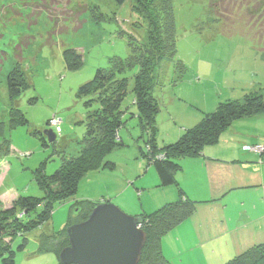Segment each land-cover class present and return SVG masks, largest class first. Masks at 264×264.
<instances>
[{
  "label": "rangeland",
  "instance_id": "obj_1",
  "mask_svg": "<svg viewBox=\"0 0 264 264\" xmlns=\"http://www.w3.org/2000/svg\"><path fill=\"white\" fill-rule=\"evenodd\" d=\"M256 1L222 0L221 8L230 13L218 14L209 8L211 0H173L176 58L182 60L185 71L179 79L175 61L161 64L154 90L160 101L158 147L176 141L184 128L195 127L205 114L215 112L220 102L243 101L255 90L264 93V0ZM135 2L0 0V123L5 124L0 143L3 138L11 143L10 153L0 157V220L20 195L43 196L34 176L36 168L43 165L46 174H52L64 156L78 153L76 141L83 138L90 114L99 108L98 99L88 103L91 95L79 94L80 86L93 79L98 68H110L115 57H129L130 35L141 42L147 40L148 20L135 10ZM68 47L83 54L80 68L67 67L64 50ZM16 67L27 78L14 103L28 120L25 124L10 115L7 81ZM135 72L127 69L123 73L129 87L117 135L121 143L106 157L114 168L90 170L79 182L76 194L56 202L51 219L28 233L24 249H17L20 239H16L12 245L15 264H63L56 252L41 249L39 236L63 229L81 205L76 199H105L134 216L154 209V199L165 189L157 186L158 172L143 154L149 153L146 142L150 134L143 130L134 102ZM53 117L58 118L57 124L49 123ZM48 129L56 133L54 141L45 133ZM39 133L45 135L47 146ZM256 144H264V113L235 119L222 131L219 141L206 145L204 151L224 160L236 156L246 161L234 163L235 176L226 170V178L259 181L264 176V150L246 148ZM200 171L197 176L203 179ZM199 186L207 185L203 180L188 183L190 189ZM244 197L264 204L260 200L264 199V184L234 189L221 199L223 203H217L223 206L227 202V216L235 217ZM12 240L0 237V250L10 249Z\"/></svg>",
  "mask_w": 264,
  "mask_h": 264
},
{
  "label": "trees",
  "instance_id": "obj_2",
  "mask_svg": "<svg viewBox=\"0 0 264 264\" xmlns=\"http://www.w3.org/2000/svg\"><path fill=\"white\" fill-rule=\"evenodd\" d=\"M115 1L123 4L126 0ZM135 1V10L141 12L148 20L149 34L146 42H141L130 35L129 57L126 60L115 57L111 61L110 68H98L93 79L80 86L79 94H90L88 103L98 99L99 108L90 114L92 118L87 120V130L83 138L76 141L79 145L76 155L64 156L60 167L52 174H46L43 165L34 170L36 182L44 192L43 196L20 195L11 208L5 209L0 220V237L1 239L10 237L13 240L10 249L4 250L5 252L0 250V264H15V250L12 245L16 239H20L17 249H24L29 241L28 233L42 227L51 219L56 202L76 194L79 182L90 170L114 168L113 161L106 157L121 143L117 135L123 124L122 104L129 87L128 78L123 76L125 70L136 71L134 102L138 106L141 126L150 134L146 142L150 144L149 153L143 151V154L158 172L157 186L176 185L179 191L176 200L137 216L141 227L147 233V241L139 264H173L163 253V236L189 218L197 209L198 201L190 198L179 185L178 173L182 169L180 160L184 157L201 155L206 145L219 141L222 131L235 119L253 118L264 113V93L255 90L248 93L243 101L236 99L220 102L217 110L205 114L195 127L184 128L176 141L158 147L156 120L160 111V101L155 96L154 90L159 83L161 64L166 60L175 61L180 74L179 79L185 71V65L181 59L176 58L178 33L173 0ZM220 1L222 2V0H211L210 10L217 11L218 14L228 13L229 9L226 11L224 7L221 8ZM256 2L253 0V3ZM64 58L70 69H78L84 63L83 54L72 47L64 50ZM7 84L12 104L10 111L12 120L18 117L20 123H28L21 111L14 106L23 86L27 85L25 72L20 68H14ZM4 128L5 124L0 123L2 136ZM39 135L43 145L47 146L45 135L41 133ZM10 151V141L3 138L0 143V157L9 154ZM76 200L81 204L79 210L76 215H70L63 229L51 234L43 232L39 236L42 250L56 252L59 256L60 251L69 244L66 235L67 226L85 220L95 205L108 201ZM224 264H264V242L247 248Z\"/></svg>",
  "mask_w": 264,
  "mask_h": 264
},
{
  "label": "crops",
  "instance_id": "obj_3",
  "mask_svg": "<svg viewBox=\"0 0 264 264\" xmlns=\"http://www.w3.org/2000/svg\"><path fill=\"white\" fill-rule=\"evenodd\" d=\"M180 162L182 169L178 173L179 185L190 198L198 201V208L191 217L163 236V253L173 264H221L247 248L264 242V204L252 203L244 197L240 211L231 217L226 214L227 202L223 206L217 203H223L222 200L234 189L261 187L264 176L259 181L226 178V170L233 175L234 163H246L236 156L224 160L204 151L197 157H184ZM224 166L227 168L223 171L221 168ZM197 168L201 170L203 179L197 176ZM199 180L205 181L207 186L195 189L188 187L190 181ZM163 189L151 205L154 206L153 210L179 197L176 185ZM260 200L264 202V199Z\"/></svg>",
  "mask_w": 264,
  "mask_h": 264
},
{
  "label": "water",
  "instance_id": "obj_4",
  "mask_svg": "<svg viewBox=\"0 0 264 264\" xmlns=\"http://www.w3.org/2000/svg\"><path fill=\"white\" fill-rule=\"evenodd\" d=\"M50 141L53 129L45 131ZM79 207L75 209L78 212ZM137 216L116 204L104 201L94 206L88 217L67 226L69 245L59 253L63 264H139L147 233Z\"/></svg>",
  "mask_w": 264,
  "mask_h": 264
},
{
  "label": "built area",
  "instance_id": "obj_5",
  "mask_svg": "<svg viewBox=\"0 0 264 264\" xmlns=\"http://www.w3.org/2000/svg\"><path fill=\"white\" fill-rule=\"evenodd\" d=\"M50 122L53 123V124H57L58 123V118L57 117H53V118H51ZM253 147L256 148L259 151H263L264 150V144H257V145L252 146V147L249 146V145H246V148L249 149V150H252Z\"/></svg>",
  "mask_w": 264,
  "mask_h": 264
}]
</instances>
